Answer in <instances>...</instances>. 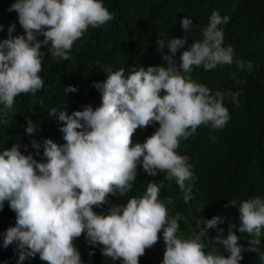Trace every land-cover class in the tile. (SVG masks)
<instances>
[{"label":"clouds","instance_id":"1","mask_svg":"<svg viewBox=\"0 0 264 264\" xmlns=\"http://www.w3.org/2000/svg\"><path fill=\"white\" fill-rule=\"evenodd\" d=\"M8 11L17 13L24 34L13 36V23L7 28V38L0 40V124L4 125L18 95L35 96L44 88L42 45L53 59L69 60L74 42L89 28L98 29L115 18L103 0H14ZM229 21V16L214 11L201 30L202 39L181 52L179 65L174 57L187 37L156 41L159 52L168 49L162 55L166 67L104 68L106 79L91 85L100 94L98 107L88 105L71 114L65 104L52 107L47 116L63 122L59 131L65 142L30 141L35 155L42 148L46 162H38L32 153L22 154L20 148L27 151V146L19 143L0 151V211L7 202L16 214L15 225L3 234L2 246L15 245L16 264L37 255L46 264H82L74 246L82 233L88 244L102 245V254L121 264H138L145 250L156 244L161 230L162 264H240L243 251H254L242 248L232 228L247 233L252 238L249 244L259 243L264 232V197L239 204L229 201L238 207L241 223L226 235L218 227L223 218L214 216L197 220V231L190 238L180 233L179 216H169L173 200L159 197L164 181L174 180L185 204L194 198L195 175L189 157L177 149L200 125L213 130L225 127L230 119L224 106L226 96L239 105L240 92L213 93L191 76L194 68L208 71L233 64L234 48L223 46L224 33L218 27ZM180 23L184 33H191L193 19L183 17ZM3 28L0 25V31ZM235 63L240 70L250 73L253 69L251 61ZM77 91L68 86L64 94ZM155 123L159 127L143 143H132L135 130ZM39 130L37 123L26 120V134L35 136ZM138 165L151 176L164 173V180L149 183L142 197L113 205L106 215L93 211L94 206L108 204L109 195L123 197L133 189ZM203 207L199 205L201 211ZM209 229L216 230L211 239H207ZM260 259L264 264V255Z\"/></svg>","mask_w":264,"mask_h":264},{"label":"trees","instance_id":"2","mask_svg":"<svg viewBox=\"0 0 264 264\" xmlns=\"http://www.w3.org/2000/svg\"><path fill=\"white\" fill-rule=\"evenodd\" d=\"M13 2L0 0V25L4 26L0 31V40L7 38V28L13 23L16 29L12 35L24 34L17 13L8 11ZM103 4L114 15V20L98 29L89 28L82 38L74 42L69 60L53 59L42 45L40 50L45 52V57L40 76L44 80V88L35 96L21 94L16 97L13 111L7 117L8 123L0 124V151L19 143L27 146V151L20 148L22 154L32 153L38 162H46L42 148L40 155H35L36 150L30 141L34 139L42 143L44 139H52L58 145L65 142L59 131L63 122L47 116L52 107L59 109L65 104L68 114L83 110L88 105L98 107L100 94L91 85L106 79L104 68L116 71L120 68L166 67L162 55H167L168 49L165 47L162 53L159 52L157 40L187 37L186 45L174 57L179 65L181 52L187 50L194 40L202 39L201 30L207 26L211 14L218 11L222 17H230L227 25L218 27L224 33L223 46L234 48V62L208 71L202 67L194 68L191 76L197 83L208 86L213 93L240 92L239 105L231 103L230 96H226L224 106L230 119L225 127L213 130L200 125L196 133L182 140L177 149L178 154L189 157L195 175L192 183L194 198L185 204L174 180L164 181L159 197L173 200V204L168 205L169 216H179L177 223L184 238H190L197 231V220H208L214 216L223 218L224 222L218 227L224 229L226 235L229 228L238 227L241 223L238 207L231 206L229 201L239 204L251 198L264 197V0H103ZM183 17L193 19L191 33L186 34L182 30L180 22ZM236 60L251 61L252 71L249 73L237 68ZM68 86H74L78 91L65 95L64 89ZM27 119L40 126L35 136L25 133ZM158 127L155 123L143 130L138 128L131 137L132 143H143ZM164 175L159 172L156 176L148 175L138 165L133 189L123 197L109 195V203L98 208L94 206L93 211L106 215L111 206L142 197L147 185L159 184ZM201 204H204L202 211L199 208ZM15 219V212L5 202L0 211V264H16L19 253L15 245L2 246L3 234L15 225ZM232 231L239 237L238 243L242 248L254 249L242 252L240 264H262L264 232L259 243L249 244L252 238L247 233H240L235 227ZM207 235V239L215 237L216 230L209 229ZM74 246L82 264H121L120 260L105 257L101 252L102 245L88 244L83 233L74 240ZM212 247L210 244L209 249ZM217 247L224 252L222 246ZM164 251L161 230L156 244L145 250L138 264H162ZM89 252L93 254L89 255ZM22 264L46 262L37 255Z\"/></svg>","mask_w":264,"mask_h":264}]
</instances>
